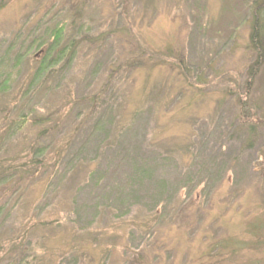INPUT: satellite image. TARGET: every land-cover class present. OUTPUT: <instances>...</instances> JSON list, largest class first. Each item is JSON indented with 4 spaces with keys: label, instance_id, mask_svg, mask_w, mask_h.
<instances>
[{
    "label": "rangeland",
    "instance_id": "374dc122",
    "mask_svg": "<svg viewBox=\"0 0 264 264\" xmlns=\"http://www.w3.org/2000/svg\"><path fill=\"white\" fill-rule=\"evenodd\" d=\"M82 2L92 45L41 81L33 100L43 108L76 102L41 143L52 151L71 141L56 165L50 158L17 187L23 213L2 224L0 238L12 226L22 231L29 213L37 224L26 262L39 245L38 264H263L264 123L248 144L233 93L254 60L247 0H0V46L56 4ZM137 43L143 67L115 78L110 67L140 54ZM42 54H25L10 82H30ZM109 79L102 107L91 110L83 100ZM249 102V114L264 120V66ZM22 144L10 143L5 156Z\"/></svg>",
    "mask_w": 264,
    "mask_h": 264
},
{
    "label": "trees",
    "instance_id": "16d2710c",
    "mask_svg": "<svg viewBox=\"0 0 264 264\" xmlns=\"http://www.w3.org/2000/svg\"><path fill=\"white\" fill-rule=\"evenodd\" d=\"M84 6L85 3L83 2L80 5L56 4L50 12L43 15L44 18L35 23V27L26 32L24 37L23 35L19 36V34L9 45L0 46V187H2L0 191V228L2 224H6L8 218L14 216V211L16 212L19 204H22V201H20L22 196L20 198L19 195L15 194L18 191L17 187L21 190V187L26 183L36 180L46 170L51 162L50 160H53V165H56V158L64 156L71 141V139L65 140L59 146L53 147L52 151H48V148L41 143L43 138L49 137L59 128L65 117L77 105L76 102L64 98L56 108L53 106L43 108L33 103V100L38 88L47 85V82L41 81H45L47 76L52 77L54 73L61 74L64 70L73 67L79 53L92 45L93 39L89 36L90 32L85 21ZM245 6L249 8L251 25L249 43L254 54V60L247 69L246 81L242 85L236 83L233 93L238 99L236 118L240 127L245 131L247 143L252 144L258 136L259 127L264 123L263 119L252 117L249 114L251 111L249 96L254 79H256L261 67L264 66V0H247ZM1 47H4L5 50H2ZM136 49L139 50L140 54L127 56L116 69L110 67L111 75L116 78L122 72L126 73V71L143 67L147 53L138 43ZM41 51L43 53L41 58L37 61V56L35 59L37 65L34 67L31 81L23 82L18 86L15 85L16 83L10 82L12 71L22 63L25 54L33 55L35 52ZM178 61L177 66L182 71L183 62L182 60ZM110 79L100 88L98 94L83 100L91 110L95 111L102 107V99ZM55 88V90L59 89L57 86ZM49 92H51V89ZM139 113L135 110L131 115L136 117ZM134 119L132 118V121ZM30 132L32 137L30 142L27 143L26 138L22 137ZM16 139H20L23 144H26L16 148V152L12 157H6V148ZM48 160L49 163L47 164ZM261 167L264 170V165ZM18 212L23 213L21 208L17 211V215H20L21 213ZM75 214L77 215L76 212ZM155 216L159 218L157 213ZM66 217L70 219L68 215H65ZM21 218L26 220L23 223L26 224V227L22 231L18 227L14 228L16 226H12L11 231L13 234L5 233V236L0 238V264H12V262L16 264H29L30 262L38 264L42 258H45V249L38 245V251L35 248L29 249L33 254L30 257L31 261L26 262V260H23L28 258L24 246L26 243L29 246L32 245V240H29L28 235L30 230L35 228L37 222L30 219L29 213ZM57 222V225H59V220ZM29 223L32 225H29ZM49 225L47 221L42 220L41 226L47 227ZM263 228L261 227V229ZM260 242H257V245L264 246V240L262 244ZM212 249L215 251L217 248L213 247ZM209 253H213V251ZM209 253H207V256L210 257L211 254ZM140 258L138 257V259ZM7 259L13 260L7 261ZM70 260L74 261L75 259L71 257ZM5 261L7 262L3 263Z\"/></svg>",
    "mask_w": 264,
    "mask_h": 264
}]
</instances>
